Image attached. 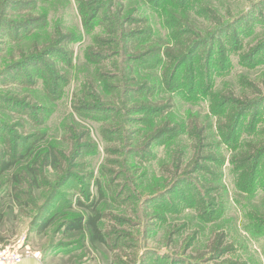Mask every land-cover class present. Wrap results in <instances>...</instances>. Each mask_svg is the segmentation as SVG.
Here are the masks:
<instances>
[{"label":"rangeland","instance_id":"374dc122","mask_svg":"<svg viewBox=\"0 0 264 264\" xmlns=\"http://www.w3.org/2000/svg\"><path fill=\"white\" fill-rule=\"evenodd\" d=\"M101 194L105 244L61 233ZM5 246L264 264V0H0Z\"/></svg>","mask_w":264,"mask_h":264},{"label":"trees","instance_id":"16d2710c","mask_svg":"<svg viewBox=\"0 0 264 264\" xmlns=\"http://www.w3.org/2000/svg\"><path fill=\"white\" fill-rule=\"evenodd\" d=\"M185 60H183L184 62ZM182 63V61L180 62ZM102 194L97 198L92 200L89 204H84L83 201H76L75 205L84 209L87 212V216L83 215H70L65 219L60 221L61 233L73 234V233H83L88 232V240L91 244L99 243L105 244V238L100 230L101 222V212L98 209L99 203L102 201ZM51 218H48L40 223L37 228V233L43 232L49 225ZM77 248L76 250H78ZM82 250V248L80 249Z\"/></svg>","mask_w":264,"mask_h":264},{"label":"built area","instance_id":"2783aa9c","mask_svg":"<svg viewBox=\"0 0 264 264\" xmlns=\"http://www.w3.org/2000/svg\"><path fill=\"white\" fill-rule=\"evenodd\" d=\"M40 253L32 251L28 246L21 249L5 246L0 250V264H21L25 259L40 258Z\"/></svg>","mask_w":264,"mask_h":264},{"label":"crops","instance_id":"0c3cea01","mask_svg":"<svg viewBox=\"0 0 264 264\" xmlns=\"http://www.w3.org/2000/svg\"><path fill=\"white\" fill-rule=\"evenodd\" d=\"M21 264H43V262H40L39 260H36L34 258L25 259Z\"/></svg>","mask_w":264,"mask_h":264}]
</instances>
